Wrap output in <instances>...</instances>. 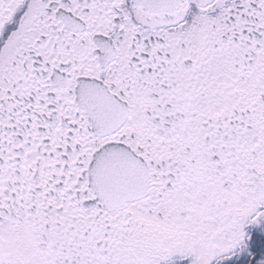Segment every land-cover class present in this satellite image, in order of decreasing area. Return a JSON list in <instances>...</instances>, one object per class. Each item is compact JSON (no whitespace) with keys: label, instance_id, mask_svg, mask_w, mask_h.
<instances>
[{"label":"snow or ice","instance_id":"snow-or-ice-1","mask_svg":"<svg viewBox=\"0 0 264 264\" xmlns=\"http://www.w3.org/2000/svg\"><path fill=\"white\" fill-rule=\"evenodd\" d=\"M0 264H264V0H0Z\"/></svg>","mask_w":264,"mask_h":264}]
</instances>
